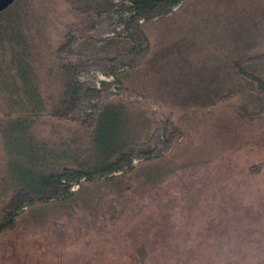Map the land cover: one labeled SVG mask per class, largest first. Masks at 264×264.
I'll return each mask as SVG.
<instances>
[{"label": "rangeland", "instance_id": "1", "mask_svg": "<svg viewBox=\"0 0 264 264\" xmlns=\"http://www.w3.org/2000/svg\"><path fill=\"white\" fill-rule=\"evenodd\" d=\"M71 2L19 0L45 101L58 90L45 68L73 38L62 52L82 64L77 113L122 103L135 149L152 160L141 154L111 183L82 181L60 201L27 206L0 235V264H264V85L249 75L264 83V0H183L137 23L113 12L91 33ZM87 37L125 38L133 49L110 60L89 54ZM79 129L42 118L31 134L55 161L59 142L87 145ZM26 150L24 137H0V193L10 161L32 162ZM150 167L164 175L137 174Z\"/></svg>", "mask_w": 264, "mask_h": 264}, {"label": "trees", "instance_id": "2", "mask_svg": "<svg viewBox=\"0 0 264 264\" xmlns=\"http://www.w3.org/2000/svg\"><path fill=\"white\" fill-rule=\"evenodd\" d=\"M115 1L74 0L71 7L81 19L88 21L87 32L91 33L96 27V19L102 15L114 12L123 17L126 13L129 23H137L152 18L161 9L175 8L183 0ZM21 8L19 0H15L11 6L0 12V49L3 52L0 54V99L4 110L0 137L8 135L18 141L20 137H24L27 143L26 151L29 152L27 157L32 162L21 166L18 163L19 158H16L8 164L11 166L10 173L4 171L5 180L2 186L5 190H1L0 195L4 197L2 194L8 192V197L1 204L0 235L14 227L16 215L27 206L60 201L65 196L72 195L70 190L73 186H78L79 190L82 181L93 182L95 179H102L104 183H111L117 173H121L118 177L124 174V169L131 170L132 160L140 158L141 154L145 155L144 161L152 160L151 151L135 149L127 129V114L122 103L100 100L93 114L77 113L81 109L84 93L78 80V70L82 64L74 63L62 52L73 38L53 52L54 59L50 68H45L46 80L58 85L53 101L50 104L45 101L43 79L40 72L34 69L27 37L22 31ZM90 38H86L90 41L83 42L89 54L109 57L108 54L113 52L110 60L118 55H127L133 49L125 38H108L99 43ZM6 53H9V58L5 59L3 54ZM237 72L240 75L247 74L239 65ZM105 75L119 81L118 75L112 71ZM249 75L253 80L256 79L263 89L264 83L256 75ZM101 85H105V82H101ZM91 92L92 96H100L98 88H92ZM42 118L75 123L80 127L78 132H75L77 137L86 139L87 145H72L68 151V145L59 142L55 161L51 154L50 160H47L44 158L47 143L34 133L31 134L33 126ZM52 147L49 148L50 151L54 149ZM137 174H143L149 179L161 177L164 172L160 173L150 167L147 174Z\"/></svg>", "mask_w": 264, "mask_h": 264}, {"label": "water", "instance_id": "3", "mask_svg": "<svg viewBox=\"0 0 264 264\" xmlns=\"http://www.w3.org/2000/svg\"><path fill=\"white\" fill-rule=\"evenodd\" d=\"M15 0H0V12L7 9L9 6L13 4Z\"/></svg>", "mask_w": 264, "mask_h": 264}]
</instances>
